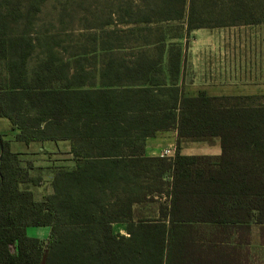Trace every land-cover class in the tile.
<instances>
[{
    "label": "trees",
    "instance_id": "trees-1",
    "mask_svg": "<svg viewBox=\"0 0 264 264\" xmlns=\"http://www.w3.org/2000/svg\"><path fill=\"white\" fill-rule=\"evenodd\" d=\"M49 1L0 0V117L27 145L69 141L74 164L48 167L53 192L37 199L45 168L0 130V264H251L264 95L188 96L180 76L194 30L263 24L264 0H96L79 35L72 0L61 28L43 17ZM168 130L176 154L148 156ZM216 139L220 155L182 152Z\"/></svg>",
    "mask_w": 264,
    "mask_h": 264
},
{
    "label": "crops",
    "instance_id": "crops-1",
    "mask_svg": "<svg viewBox=\"0 0 264 264\" xmlns=\"http://www.w3.org/2000/svg\"><path fill=\"white\" fill-rule=\"evenodd\" d=\"M191 35L193 41L186 45L180 76V84L184 86L188 96H196L201 91L211 96L264 95V23L200 28L194 30ZM16 131L15 140L19 133L18 129ZM5 138L8 139L6 136ZM31 144H25L27 149L35 147ZM182 146V152L186 155H220L222 152L220 139H216L214 144L206 141H187ZM168 148L176 154V130L160 131L156 136L147 139L148 156H163ZM70 155L64 164H74L71 161L72 154ZM34 164L44 167V172L47 171L46 182H52L53 173L48 168L50 165L37 164L35 161ZM48 174H51V178ZM121 224L125 226L126 234L121 233L128 235L126 224ZM28 233L37 234L30 232V228ZM252 242L251 264H264V245L261 244L257 226L253 227Z\"/></svg>",
    "mask_w": 264,
    "mask_h": 264
},
{
    "label": "rangeland",
    "instance_id": "rangeland-1",
    "mask_svg": "<svg viewBox=\"0 0 264 264\" xmlns=\"http://www.w3.org/2000/svg\"><path fill=\"white\" fill-rule=\"evenodd\" d=\"M69 0H50L45 6V14L43 17L47 22L54 20L56 22L57 28H61V24H59V16L61 13H67V9L65 10V6ZM96 0H72L67 8L70 13V17L66 19L67 28L69 30H74V32L79 35L81 34L80 30L82 26L86 23V19L89 22L96 24L97 20L93 16L92 11L96 8ZM105 0H98V2H104ZM80 2L85 5L84 7L80 6ZM86 7H89V10H86ZM86 18V19H85ZM176 27V25L174 26ZM181 42H186V38L183 37L180 39ZM193 41L192 35H190L189 43ZM0 129L5 134L8 139H11L12 149L14 151H27L24 158L27 160H33L37 162V164L42 165H52L58 166L66 163V160L70 158V143L69 141H45V142H34L31 145L35 146L32 148L26 147L23 142H19L15 140L16 129H13V125L11 121L7 118H0ZM189 147V145L187 146ZM44 154V155H43ZM37 172V171H36ZM35 172V173H36ZM47 171L44 172V175ZM51 178V174H48ZM33 191L35 192V196L38 199H42V196H45L49 193L53 192V187L51 182H45L44 185L33 187ZM30 232H35L37 234L29 236L36 237L41 240H48L51 234V228L49 226H31ZM114 230L119 234H126L125 226L121 223H116L114 225ZM122 232V233H121Z\"/></svg>",
    "mask_w": 264,
    "mask_h": 264
},
{
    "label": "built area",
    "instance_id": "built-area-1",
    "mask_svg": "<svg viewBox=\"0 0 264 264\" xmlns=\"http://www.w3.org/2000/svg\"><path fill=\"white\" fill-rule=\"evenodd\" d=\"M163 156L172 157V156H174V152H173V150L171 148H168V149L165 150Z\"/></svg>",
    "mask_w": 264,
    "mask_h": 264
}]
</instances>
